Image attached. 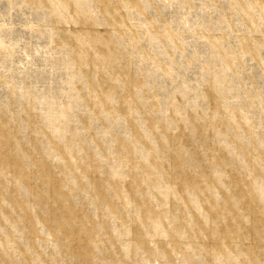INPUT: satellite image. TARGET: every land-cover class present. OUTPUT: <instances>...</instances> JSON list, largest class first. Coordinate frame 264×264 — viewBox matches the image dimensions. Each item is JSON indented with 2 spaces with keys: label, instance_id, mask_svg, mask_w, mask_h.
I'll use <instances>...</instances> for the list:
<instances>
[{
  "label": "rangeland",
  "instance_id": "obj_1",
  "mask_svg": "<svg viewBox=\"0 0 264 264\" xmlns=\"http://www.w3.org/2000/svg\"><path fill=\"white\" fill-rule=\"evenodd\" d=\"M0 264H264V0H0Z\"/></svg>",
  "mask_w": 264,
  "mask_h": 264
}]
</instances>
